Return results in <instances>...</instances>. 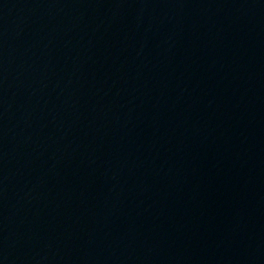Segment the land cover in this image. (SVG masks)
Here are the masks:
<instances>
[{"label":"water","instance_id":"1","mask_svg":"<svg viewBox=\"0 0 264 264\" xmlns=\"http://www.w3.org/2000/svg\"><path fill=\"white\" fill-rule=\"evenodd\" d=\"M0 264H264V0H0Z\"/></svg>","mask_w":264,"mask_h":264}]
</instances>
